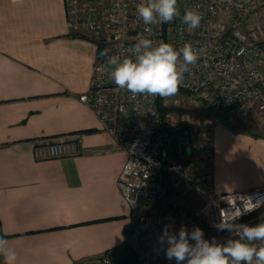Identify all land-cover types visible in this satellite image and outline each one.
Returning a JSON list of instances; mask_svg holds the SVG:
<instances>
[{
    "label": "crops",
    "instance_id": "0c3cea01",
    "mask_svg": "<svg viewBox=\"0 0 264 264\" xmlns=\"http://www.w3.org/2000/svg\"><path fill=\"white\" fill-rule=\"evenodd\" d=\"M98 56L69 32L64 0H0V237L16 264H71L127 241L116 185L126 152L80 100ZM246 127L211 126L217 192L264 186V122ZM53 138L75 153L44 155Z\"/></svg>",
    "mask_w": 264,
    "mask_h": 264
},
{
    "label": "built area",
    "instance_id": "2783aa9c",
    "mask_svg": "<svg viewBox=\"0 0 264 264\" xmlns=\"http://www.w3.org/2000/svg\"><path fill=\"white\" fill-rule=\"evenodd\" d=\"M141 2L64 0L69 32L93 40L99 50L89 90L80 100L94 113L101 129L126 152L116 178L120 196L130 210L126 242L137 264H176L175 260L166 259L167 245L161 246L158 241L166 225L174 233L182 226L189 233L199 227L206 240L215 238L217 242H225L235 237L215 227L221 221L222 211L228 214L236 208L242 211L244 202L239 198L264 195V186L215 191L211 166V126L218 122L213 115L216 111L227 109V120L238 126H248L256 120L264 122V0H177L180 16L167 24V41L174 49L190 43L199 52L197 62L184 73L180 89L211 110L209 124H196L192 135L194 149L210 158L205 167L167 158L165 143L169 137L160 129L158 96L133 97L118 88L110 76L114 67L111 60L130 57L141 37L150 39L154 47L164 43L162 24L146 26L138 18L136 9ZM189 10L202 17L196 29L182 22ZM145 27H151V32L146 33ZM185 119L193 121L187 116ZM40 150L48 157L75 153L74 147L67 150L63 138L44 140ZM160 167L166 172L169 188L162 199ZM232 196L236 198L234 206H230ZM193 199L200 203L193 205L190 203ZM261 221H264V205L234 223L256 225ZM71 264L112 262L103 254Z\"/></svg>",
    "mask_w": 264,
    "mask_h": 264
},
{
    "label": "clouds",
    "instance_id": "9594fccd",
    "mask_svg": "<svg viewBox=\"0 0 264 264\" xmlns=\"http://www.w3.org/2000/svg\"><path fill=\"white\" fill-rule=\"evenodd\" d=\"M11 2L22 5L24 0ZM136 11L146 26L168 24L180 16L177 0H142ZM201 19L198 12L189 10L184 13L182 22L190 29H196ZM151 30V27L144 29L146 33ZM198 59L199 52L190 43L176 50L169 43L154 47L150 39L141 37L130 57L111 60L114 67L110 76L118 88L128 91L133 97L148 95L166 99L178 93L184 73ZM231 199L233 205L230 206H234L236 198L232 196ZM239 199L244 202L243 210L236 208L231 214L222 211L221 221L215 225L218 231L232 233L235 238L229 237L225 242H217L215 238L209 241L199 227L189 233L182 226L178 233H174L166 225L158 237L161 246L167 245L166 250L161 249L165 251L166 259L175 260L176 264H264V221L256 225L234 223L242 215L264 205V195ZM0 257L3 264H16L17 252L4 237H0Z\"/></svg>",
    "mask_w": 264,
    "mask_h": 264
},
{
    "label": "rangeland",
    "instance_id": "374dc122",
    "mask_svg": "<svg viewBox=\"0 0 264 264\" xmlns=\"http://www.w3.org/2000/svg\"><path fill=\"white\" fill-rule=\"evenodd\" d=\"M164 100L166 101L168 114L166 118L168 122L172 123L175 128L180 129L179 132L182 133L183 140L192 150L189 155L184 156V162H195L197 166H207L210 163V158L208 154L200 153L199 150L194 149L192 146V135L194 134V127L196 124L198 125L204 122L209 124L211 119L210 108L201 100L196 99L193 95H188L180 91ZM186 116L190 119L192 118L193 121H186ZM262 131L264 130L260 132ZM190 203L198 205L200 202L197 199H193Z\"/></svg>",
    "mask_w": 264,
    "mask_h": 264
},
{
    "label": "trees",
    "instance_id": "16d2710c",
    "mask_svg": "<svg viewBox=\"0 0 264 264\" xmlns=\"http://www.w3.org/2000/svg\"><path fill=\"white\" fill-rule=\"evenodd\" d=\"M179 91L190 95L189 93L184 92L180 88H179ZM157 105H158L159 114L161 117L160 129L165 134H167V136L170 139L169 152H170L171 158L177 161H185L184 155H186L187 152L185 151V154L182 155L180 152V148L178 146V140H179L178 132L180 129L169 125L168 120L166 118L167 107L164 104V99H161L159 96L157 98ZM239 128L241 131L251 132V130L244 125H239ZM130 225L131 223L127 225L125 229V233L127 235L130 229ZM105 254H107L110 257L112 264H137L136 256L127 242H123L117 246L110 248L109 250L105 252Z\"/></svg>",
    "mask_w": 264,
    "mask_h": 264
},
{
    "label": "water",
    "instance_id": "95a60500",
    "mask_svg": "<svg viewBox=\"0 0 264 264\" xmlns=\"http://www.w3.org/2000/svg\"><path fill=\"white\" fill-rule=\"evenodd\" d=\"M162 38H163L164 43H168V41H167V24H162ZM226 111H227V109H223L221 111H216L213 114L214 118L220 124H222V125H224V126H226L228 128L239 129L238 125H236L235 123L230 122V121L227 120ZM178 138H179L178 146L180 148V152L184 153L185 151H187V154H189L191 152V148L185 144V141L183 140L181 132H178ZM169 144H170V139L167 138L166 139V143H165V151H167V149L169 147ZM159 175H160V185L163 188V193L160 196V199H162V198H164L166 196V194L169 191L168 184L166 182V172H165L163 167L159 168Z\"/></svg>",
    "mask_w": 264,
    "mask_h": 264
}]
</instances>
